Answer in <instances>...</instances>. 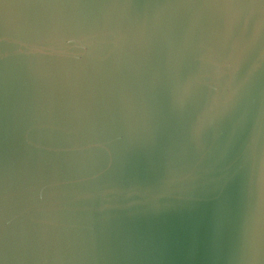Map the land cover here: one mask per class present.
Wrapping results in <instances>:
<instances>
[{
	"label": "water",
	"instance_id": "95a60500",
	"mask_svg": "<svg viewBox=\"0 0 264 264\" xmlns=\"http://www.w3.org/2000/svg\"><path fill=\"white\" fill-rule=\"evenodd\" d=\"M0 264H264V0H0Z\"/></svg>",
	"mask_w": 264,
	"mask_h": 264
}]
</instances>
